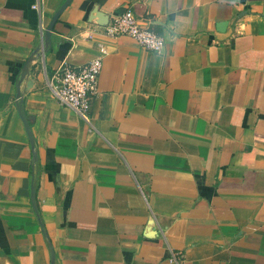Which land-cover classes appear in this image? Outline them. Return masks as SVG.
Instances as JSON below:
<instances>
[{
  "label": "crops",
  "instance_id": "crops-1",
  "mask_svg": "<svg viewBox=\"0 0 264 264\" xmlns=\"http://www.w3.org/2000/svg\"><path fill=\"white\" fill-rule=\"evenodd\" d=\"M62 1L0 0V264H264V0H71L43 43ZM100 47L82 116L53 75Z\"/></svg>",
  "mask_w": 264,
  "mask_h": 264
},
{
  "label": "built area",
  "instance_id": "built-area-1",
  "mask_svg": "<svg viewBox=\"0 0 264 264\" xmlns=\"http://www.w3.org/2000/svg\"><path fill=\"white\" fill-rule=\"evenodd\" d=\"M33 7H37L34 3ZM101 31L111 37L128 35L145 49L159 51L163 46V39L149 27L140 23L132 9L125 5L115 17L99 26ZM103 47L99 53L80 66L63 64L53 75L51 85L52 94L62 104H65L82 116H86L90 108L91 97L97 90V77L102 67Z\"/></svg>",
  "mask_w": 264,
  "mask_h": 264
},
{
  "label": "water",
  "instance_id": "water-1",
  "mask_svg": "<svg viewBox=\"0 0 264 264\" xmlns=\"http://www.w3.org/2000/svg\"><path fill=\"white\" fill-rule=\"evenodd\" d=\"M71 0H63L60 5L55 9V11L53 12V14L51 15L46 27L43 30V43H49L50 41V33L52 30V26L55 22V20L57 19L59 13L64 9V7L70 2ZM88 20H93L94 22H96L97 24L103 25L108 21V14L100 11L98 9V5H94L91 9V11L88 14ZM17 109L18 112L22 118L23 124H24V128L25 131L28 135V137L31 139L32 135L29 129V123L28 120L26 119V117L23 115V113L21 112L20 109V105L17 103ZM31 201H32V207L35 211V213L37 214V209H36V205H35V201H34V197H33V193L31 194ZM51 255H52V250H51Z\"/></svg>",
  "mask_w": 264,
  "mask_h": 264
}]
</instances>
